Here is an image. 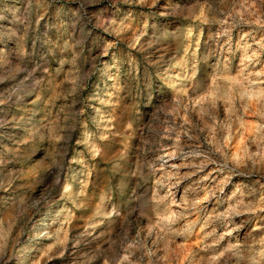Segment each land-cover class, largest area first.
I'll use <instances>...</instances> for the list:
<instances>
[{
  "label": "rangeland",
  "instance_id": "rangeland-1",
  "mask_svg": "<svg viewBox=\"0 0 264 264\" xmlns=\"http://www.w3.org/2000/svg\"><path fill=\"white\" fill-rule=\"evenodd\" d=\"M263 196L264 0H0V264H264Z\"/></svg>",
  "mask_w": 264,
  "mask_h": 264
},
{
  "label": "bare ground",
  "instance_id": "bare-ground-1",
  "mask_svg": "<svg viewBox=\"0 0 264 264\" xmlns=\"http://www.w3.org/2000/svg\"><path fill=\"white\" fill-rule=\"evenodd\" d=\"M224 94L226 95V96H230L229 94H230V91H227V90H225L224 91ZM228 98V97H227ZM227 132L229 131V130H226ZM252 174H249L248 176H251ZM258 175V174H257ZM259 176V175H258ZM262 177V176H261ZM252 186H253V184H252ZM211 191V190H210ZM264 197V196H263ZM242 199V198H241ZM261 203L262 202H264V198L262 199L261 198ZM242 204H243V206H242V208H244L245 210H249V209H251V207L253 206V202H251V201H247V200H242Z\"/></svg>",
  "mask_w": 264,
  "mask_h": 264
}]
</instances>
